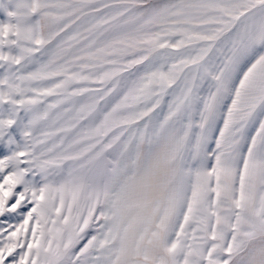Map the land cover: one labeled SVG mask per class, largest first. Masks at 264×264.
<instances>
[{"label": "snow or ice", "instance_id": "snow-or-ice-1", "mask_svg": "<svg viewBox=\"0 0 264 264\" xmlns=\"http://www.w3.org/2000/svg\"><path fill=\"white\" fill-rule=\"evenodd\" d=\"M0 264H264V0H0Z\"/></svg>", "mask_w": 264, "mask_h": 264}]
</instances>
